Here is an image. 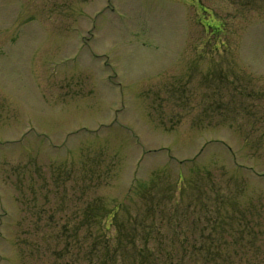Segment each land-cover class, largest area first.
<instances>
[{"label": "rangeland", "instance_id": "1", "mask_svg": "<svg viewBox=\"0 0 264 264\" xmlns=\"http://www.w3.org/2000/svg\"><path fill=\"white\" fill-rule=\"evenodd\" d=\"M204 205L264 264V0H0V264H201Z\"/></svg>", "mask_w": 264, "mask_h": 264}, {"label": "trees", "instance_id": "2", "mask_svg": "<svg viewBox=\"0 0 264 264\" xmlns=\"http://www.w3.org/2000/svg\"><path fill=\"white\" fill-rule=\"evenodd\" d=\"M177 219H174L176 222ZM196 222H194L201 231L197 235L196 243L198 244L197 249L190 248V253L195 252L199 253L201 255V264H209L211 261V256L213 254V250L211 249V244L214 243L213 237H212V228L216 226L215 218L213 217V212H209V209L206 205H204V211L201 214V216L196 218ZM206 228L209 230L207 234H203V229ZM147 229H150L151 231H146L145 237L154 235V237L158 236L156 232H154V226L151 223V226H147ZM154 239V238H153ZM193 240V238H191ZM160 238L157 237V244L160 243ZM207 244V245H206ZM206 245V249L204 250L203 247ZM170 253L167 255H164V259L166 261H169ZM143 256V255H138ZM150 258V256H148ZM152 264H155L154 262ZM165 264V262H163Z\"/></svg>", "mask_w": 264, "mask_h": 264}]
</instances>
